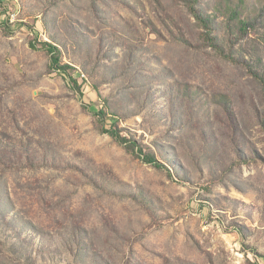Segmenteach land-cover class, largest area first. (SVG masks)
I'll return each mask as SVG.
<instances>
[{
  "label": "rangeland",
  "instance_id": "rangeland-1",
  "mask_svg": "<svg viewBox=\"0 0 264 264\" xmlns=\"http://www.w3.org/2000/svg\"><path fill=\"white\" fill-rule=\"evenodd\" d=\"M0 264H264V0H0Z\"/></svg>",
  "mask_w": 264,
  "mask_h": 264
},
{
  "label": "trees",
  "instance_id": "trees-1",
  "mask_svg": "<svg viewBox=\"0 0 264 264\" xmlns=\"http://www.w3.org/2000/svg\"><path fill=\"white\" fill-rule=\"evenodd\" d=\"M188 6H189V8H190V10H191V12L193 14V16L195 17V19L205 29H209V26H210L209 24H211V19L209 18L210 16L208 14H205V13L200 12L199 10H197L192 3H190ZM231 17L233 19H236L237 20V24H236L237 30L242 31V32H247V29L251 26V21H249V20H243V19L239 18L237 16V12H236L235 9H233L231 11ZM208 38H210V37H208ZM211 44H214L213 46H215V43L214 42H212ZM43 45L47 48V51H49L50 53H52L53 50L56 49V47H54L52 44L47 43V42H43ZM52 58L53 59L54 58H57L56 56H54V53L52 54ZM66 66L67 65H61L60 68L63 71H65ZM74 83H75V81H74ZM101 113L104 114L103 111H101ZM143 156H144L143 159L145 160V162L153 163L154 166H156V167H162V164L159 161H157L152 154L143 153Z\"/></svg>",
  "mask_w": 264,
  "mask_h": 264
}]
</instances>
